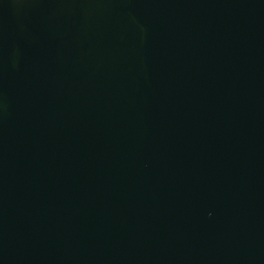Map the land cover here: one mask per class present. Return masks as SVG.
<instances>
[{"label":"water","instance_id":"1","mask_svg":"<svg viewBox=\"0 0 264 264\" xmlns=\"http://www.w3.org/2000/svg\"><path fill=\"white\" fill-rule=\"evenodd\" d=\"M0 264H264V0H0Z\"/></svg>","mask_w":264,"mask_h":264}]
</instances>
